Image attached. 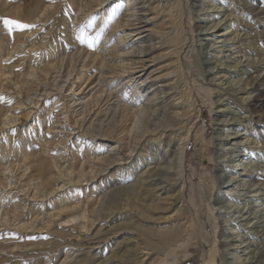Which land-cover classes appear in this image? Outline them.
Segmentation results:
<instances>
[{
    "label": "rangeland",
    "instance_id": "obj_1",
    "mask_svg": "<svg viewBox=\"0 0 264 264\" xmlns=\"http://www.w3.org/2000/svg\"><path fill=\"white\" fill-rule=\"evenodd\" d=\"M128 1L80 0L77 11L69 9L64 13L69 36L72 39L77 37L80 43L91 37L95 27L104 26L102 34L104 43L99 54L102 55V62L112 65L113 69L106 67L103 71L94 70L90 77L92 82L84 90V86L78 89L74 84L70 87L71 89L66 90L67 86L72 83L75 74V71L72 70L73 67L78 68L79 63L88 59L91 50H88L87 46L84 47V44L61 55L52 74L45 75L39 70L35 75L38 80L37 90L26 91L27 85L30 84L28 80H31L33 76L21 75L18 79L9 76V80L2 77L0 90L7 95L22 98L24 104L18 107L19 119L14 123V126L17 127L16 132L10 131L12 130L11 126L0 124V127L4 129L3 131L0 128V135L7 132L0 136V144L12 140L13 143L15 142L14 145L18 147L23 143L22 134L25 133L27 137H36L37 140L34 142L39 146L38 141L41 137L38 135L48 133L58 142L53 145V148L55 147L58 166L62 165L60 169L66 174L56 179L57 182L61 183L56 184L52 190L45 191L43 196H39V194H33V187L41 182V178L37 175L27 177L29 169L23 175V170L17 168L18 158L17 161L14 158L9 160L12 158V154L10 157L8 155L0 156L2 175L4 177L5 175L10 176L4 180V186L0 185V219H2L0 220V264H59L63 259H66L68 264H83L84 261L81 260L86 258L90 259L87 260L88 264H129V261L126 262L127 260L137 259L140 254L138 247L141 241L134 231H138L139 224L154 229L164 226L163 223L159 225L153 219L150 221L151 224L134 221L132 206L127 203L125 197L117 203H106L113 192L120 191L122 187L131 184H138L140 179L136 173H131L129 176H119L118 173L119 170H129L127 162H130L135 156L138 146L132 144V148H135L133 151L132 148L125 147V149L122 141L118 142L117 137L112 138L108 135V139L103 140L104 146L100 151L89 149L87 154L81 153L83 149L86 150V142L79 141V137L91 134L100 135L102 130L120 119L124 108H128L130 113L140 118L147 108L152 106L153 110L149 119L150 124L153 125L158 123L164 114L179 116L188 106L187 100H183L180 93H176L177 88L181 90L188 86L192 92L193 126L183 164L185 185L180 190L178 198L175 197L176 190L170 189L168 181H157L156 185H152L159 190L158 193H162L161 196L168 195L170 198L169 202L172 207L169 213L172 216L170 225L174 227L182 225L186 229L184 234L177 237L173 244L164 246L165 249H162L159 255L155 254L152 257V259H157L156 263H163L167 260L171 262L170 264H204L209 249L214 245V233L220 234L219 227H215L213 216L208 211V206L212 205L211 201L215 192L214 180H216L217 167L214 160L217 147L210 141L220 131L215 124L217 107L212 103V100L219 98L229 102L231 106L239 108L241 113L249 114L247 118L250 137L256 140L258 145L256 148L248 149V152L253 160L259 158L264 160V150H262L264 147V0H213L214 3L225 7L226 13H231L229 25L237 35L238 42L235 46L239 47L236 53L238 59L243 61L247 57L250 64L253 62L251 64L253 67H250L246 73L237 76L242 77L240 82L252 80L255 75H260L259 87L252 92L250 105L242 104L234 96L226 94L224 90L208 82L209 76L204 70L206 64L202 63L197 54L196 43L199 38L197 32L204 22L195 11L194 5L197 3L195 0H131L127 3ZM110 15L111 19L107 21V17ZM90 24L95 25V27H91ZM80 34L81 36H79ZM93 45H96V41L93 42ZM28 52L31 50L29 46H25L24 50L18 54L25 55ZM14 57L15 55L6 56L3 61L8 64L9 60H13ZM71 58L76 59L74 66L70 65ZM65 62L69 63L63 71ZM142 64L144 66L140 68L141 70L133 74V79L128 81V75L135 71L133 68ZM42 76L48 79L47 82L41 79ZM7 81L11 85L9 89L6 86ZM133 81L137 84L136 88H139L136 93H133ZM19 88L22 92L20 94L16 93ZM99 89L102 90L100 95L97 93ZM118 93L119 96H117ZM112 95L114 96L112 97ZM96 99H100L99 102H96ZM3 100L5 102L10 101L9 98L0 99V110L3 106ZM61 101L70 107V115L75 123L73 126L76 127L75 129L70 127L67 119H63L58 125L55 123L48 125V122L53 120L55 111L61 107L59 104ZM135 101L139 103L133 105ZM104 112L107 114L104 115ZM3 118L0 115V122ZM53 126L55 128H51ZM183 129L178 126L174 128L173 132H166L165 135H162L161 141L159 139L154 141L155 149L151 150L150 153L165 161L163 167L166 169L173 160V153L170 152V149L176 147L177 139L182 134ZM164 136H169L171 141L168 142L163 139ZM123 141L127 142V139ZM68 152H75L81 158L74 170L70 168V164L63 161L65 158L67 159ZM38 153L39 150L36 151L35 155ZM137 154L147 155L149 152L143 150L140 152L139 150ZM128 155L131 156L130 159H122ZM96 157H112L110 159L112 162L108 166L103 165L104 167L94 166L98 171L94 177L87 180L93 175L90 167L97 162ZM6 167H10L9 173L5 170ZM145 167L144 163L140 164L138 175L146 174L147 167ZM166 176H162V179L164 180ZM54 177L57 176L51 175L49 178L55 179ZM170 178L171 176H169ZM24 182L30 183V189L25 186L20 188ZM74 186H81L88 191L85 193L84 190H81L76 192L74 196L71 195L69 198L74 205L64 208L61 214L56 215L60 209L59 203L68 198V190ZM167 191L168 194H166ZM173 199H175V205H173ZM88 204L90 207L93 204L94 209L97 208V213L93 216L95 218L94 226L101 222L102 218L98 214L109 215L102 219L104 224L99 229L93 226V230L83 232L89 236L99 234L98 236L107 237L106 240L100 242L96 249L85 253L87 248L80 249L77 246H72V248L68 244L61 246L57 242L59 240L46 235L55 221L58 225L60 224L58 220L65 215L64 213L78 214ZM15 207L18 208L16 212H14ZM31 207L37 215L34 213V216L26 217L21 221L16 219L17 212H26ZM50 219L52 220L51 225L47 228V221ZM79 221L81 222L80 218L76 220L80 223ZM43 225L44 227H42ZM131 226L135 227L134 230L131 229ZM71 233L78 234L74 229H71ZM6 239H9L8 242H5ZM64 240L65 238L61 239V241ZM77 240L74 239L75 242ZM53 243L57 245L51 247L50 245ZM177 245L181 246V249L172 261L173 251ZM45 249L48 252L43 251ZM28 250H31V254ZM13 251L15 253L27 251L29 254L12 256ZM217 264H224L221 255L217 257Z\"/></svg>",
    "mask_w": 264,
    "mask_h": 264
},
{
    "label": "bare ground",
    "instance_id": "obj_2",
    "mask_svg": "<svg viewBox=\"0 0 264 264\" xmlns=\"http://www.w3.org/2000/svg\"><path fill=\"white\" fill-rule=\"evenodd\" d=\"M195 1L197 2L196 5H194L196 7L195 11L202 17L200 19L202 22H204L197 32L199 34V38L197 39L196 43L198 48L197 54L200 57L202 63L206 64L204 70L208 73V82L211 85L224 90L226 94L234 96L235 99L242 104L250 105L252 102L251 94L259 87L258 85L260 75H255L254 78L251 76L253 78L252 80L248 79V81L246 80L243 82H240L242 77H237L239 74L246 73L250 67H253L251 65L253 62L251 61L252 63L250 64L249 61H247V57L243 61L238 59V54L236 53L238 52L239 47L235 46V44L238 42L237 35L235 30L231 29L229 25L231 13H226L225 7L214 3L213 0ZM79 2L80 0H0V17L10 18L35 26L29 29L15 30L9 34L4 28L2 21H0V86L2 85V77H5L6 80H9V76L18 79V77L21 75H29L33 76V78L28 80V82L30 81V84L27 85L26 91H30L31 89L37 90L38 80L35 76L36 73L40 70L45 75L52 74L58 65L59 57L64 55L65 52H69L73 48H79L82 46V44H84V47L87 46L88 50L91 51L88 54V59L79 63V67L76 69L73 67L76 59H70L69 62L70 65H73L72 70L75 71V74L72 78V83L67 86L66 90L71 89L70 87L73 84L78 89L84 86V90L91 84L92 80L90 77L94 70L98 69L99 71H103V69L106 67L113 69L112 65H107L102 62V55L99 54L104 43L102 35L104 32V26L100 25V27L97 28L95 25L90 24L91 27H95L96 29L93 31L91 37L87 40H84L83 43H80L77 37L72 39L69 36L64 13H66V11L69 9L77 11L80 5ZM129 2H131V0H129L127 3ZM110 19L111 15L107 17V21ZM79 36H81V34ZM89 41H91V46H89ZM94 41H96L95 46L93 45ZM25 46H29L31 52H28L25 55L18 54V52L24 50ZM13 55H15L13 60H9L8 64L4 63L3 59L6 56L8 57ZM69 62H65L66 65H64L63 71ZM143 66V64L140 66H135L133 68L135 71L128 75V81L132 80L134 77L133 74L139 72L141 70L140 68ZM176 67L179 68L178 65H176ZM59 68H61L60 65ZM41 79L43 81L45 80V82L48 80L45 76H42ZM8 82L9 81L6 82V86L9 89L11 88V85ZM132 86L133 93H136L139 88H136L137 84L135 81L132 82ZM176 90V93H180V96L183 97V100L186 99L188 102V106L177 117L170 114H164L163 118L158 123L152 125L150 124L149 119L153 110L152 106L147 108L143 116H141L143 118L139 116L141 119L138 118L137 115L130 113L128 108H124L122 114L120 113V119L117 120L116 123L114 122L108 126V128L105 130H102L100 135L91 134L88 136L79 137V141L86 142V150L83 149L81 152L83 155L87 154L89 149L100 151L104 146L102 142L103 140L108 139V135L112 138L117 137L118 142L122 141L124 145L123 148L127 147L131 149L133 146L132 144L138 146L136 154L139 152V150L140 152L142 150L149 152L147 155L135 154V156H133L131 159L132 162H127V168L129 170H119L118 172L119 176H129L131 173H136L137 177L140 179L138 184L135 183L133 185L131 184L130 186L122 187V189L120 188L121 190L113 192L108 197L106 202L107 204L115 202L117 203L119 200L125 197L127 203L132 206L135 217L134 221H139L140 223H150V221H152L151 219H153L155 220L154 222L158 223L159 225L161 223L164 225L162 228L160 227L154 229L146 225L139 224L138 231L134 230L135 227L131 226V229L135 231L141 242L139 243L138 247L140 254L138 255L137 259L127 260L126 262L129 261V264H170L171 262L167 260H165L163 263H156L157 259H152V257L155 254L159 255L161 250L165 249L164 246L173 244L174 241L177 240V237L184 234L186 229V227H183L182 225H178L177 227L170 225L172 223V216L169 214L172 209L169 202L170 198L168 195L161 196L162 193H158L159 190L152 186L156 185L157 181H168L170 184V189L173 188L176 190L175 197L178 198L180 190H182L183 186L185 185V179L183 178V164L185 161L186 150L190 142L193 126V109L191 108L193 97L191 89L188 86H185L181 90L178 88ZM101 92L102 90L99 89L97 93L100 95ZM16 93H22L21 89L19 88ZM113 96L114 95H112V97ZM117 96H119V93ZM4 98H9L10 101L5 102L3 100L4 102L0 110V115L4 118L0 124L2 126H11L12 130L10 131L16 132L17 127L14 126V123L19 119L18 107L23 105L24 101L18 96L13 97L12 95H7L6 93H3L2 90H0V99ZM72 99L76 100L74 97H72ZM99 100L100 99H96V102H99ZM138 103L139 102L135 101L133 105H137ZM212 103L217 107L215 110L217 117L215 124L220 129V131L216 133L210 141L217 147V151L214 156L217 167L215 173L216 180H214L215 192L211 201L212 205L208 206V211L213 216L215 227H219L220 234L213 232L214 245L209 249V253L204 264H217L218 255H221V257L224 259V264H264V160L260 158L258 160H253V158L250 157V153L248 152V149L256 148L258 145V142L250 137L251 134L250 130L248 129L249 121L247 118L249 114L246 115L243 112L241 113L239 108L233 107L229 104V102H225L219 98L212 100ZM59 104L61 107L55 111L56 113L54 118L53 120L51 119L52 121L48 122V125H52L54 123L58 125L63 119H67L71 125L70 127L75 129L76 127H73L75 126V123L72 121L70 115V107L66 106L63 101L59 102ZM106 114L107 112H104V115ZM131 125L133 126L131 129H129ZM178 126L184 129L182 134L177 139L178 141L176 147L172 150L170 149V152L173 153V160L168 169H166L163 167V163L165 161L159 158V156L151 154L150 151L155 149V140L159 139V141H161L162 135H165L166 132H173L174 128ZM0 128L4 131L3 127ZM51 128H55V126ZM3 133L2 134L5 135L7 132ZM119 135L120 137H118ZM38 136L41 137V139L38 141L39 146H37L34 142V140H37L36 137H27L25 133L22 134V138L24 139L23 143L18 147L14 145L15 142L13 143L12 140H8L6 143L0 144V156L8 155L10 157L12 154V158L9 160H13L14 158V160L17 161L18 158V164H15H17L18 169L23 170V175L24 172L29 169V175L25 174L27 177L37 175V177L41 178V182H38L39 184L33 187V194H39V196H43L45 191H50L56 184L61 183L57 182L56 179L63 177L66 172L64 174V172L60 169L62 165L58 166V158H56L57 155H55L54 149L55 147L53 148V145L57 144L58 142L54 140V137L52 138L50 135H48V133H40ZM124 139H127V142L123 141ZM163 139H166L168 142L171 141L169 136H164ZM133 149L135 148L133 147L132 151ZM38 150L39 153L35 155L36 151ZM262 150H264V147ZM61 158L63 159V157ZM111 158L112 157H96L95 160L97 162L93 163L94 165L90 167L93 175L91 173L92 176L87 180L94 177L96 171H98V169H96L94 166H108L112 162L110 161ZM130 158L131 156L128 155L122 159L127 160ZM80 159L81 158L77 153L68 152L67 159L65 158L63 161L67 164H70V168L74 170L80 162ZM142 163H144V166L147 167L146 174L143 176L141 174L138 175L139 166ZM2 165L4 166L5 164ZM66 165L65 167H67ZM65 169L63 170L67 171ZM5 170H7L8 173L11 171L10 167H6ZM102 170H104V168H102ZM51 175H55L57 177H54L55 179L49 178ZM162 176H166V178L163 180ZM169 176H171L170 179ZM8 177L10 176L5 175L4 177L2 175V169H0V185L4 186V180L8 179ZM27 179L30 180V178ZM29 182H24L22 186L20 185V188L25 186L30 189ZM81 190H84L85 193L88 191V189L82 188L81 186L70 187L67 194L68 198L59 203L60 209H58L57 214H55L59 215L64 208L74 205L72 204L73 201L69 197L71 195L74 196L76 192ZM168 191L166 194L169 193ZM172 202L173 205H175V199H173ZM92 205L90 207L88 204V206L81 209L78 214L71 212L69 214L64 213L65 215L60 218L57 217L59 218V225L56 221L53 225H51L52 220H48L47 225H44H46L47 228L50 225L51 227L49 233L46 235H50L51 238H56L59 240L57 242H59V245L61 246L68 244L71 247L77 246L80 249L87 248L85 253H89V251L96 249L100 242L106 240L107 237H102L103 235L98 236L99 234L97 236L94 234L89 236L86 235V233H83L89 232L95 224V218L93 216L97 213V208L94 209ZM17 209L18 208L15 207L14 212H16ZM34 213L36 212L33 210V207H31L26 212H17L15 216L18 221H21L26 217L28 218L32 216ZM98 216L103 219L109 215L103 216L98 214ZM78 218L81 219V222L79 221L80 223L76 222ZM102 219L101 222L94 226V228L98 227L99 229L104 224ZM166 224H169V226L165 227ZM44 225L42 227H44ZM71 229L76 230L78 234L71 233ZM62 238H65V240L61 241ZM74 239L78 240L75 242ZM6 240L7 241L5 242H8L9 239ZM55 243L50 246L54 247L57 245ZM180 249L181 246L177 245L176 249L173 251V259H171L172 261L176 258V255ZM43 251L47 250L45 249ZM21 252L15 253L13 251L11 254L12 256H18L19 254H29L27 251ZM2 254L4 255L5 253ZM87 260L89 261L90 259L86 258L82 259L81 261H84L83 264H88ZM59 264L68 263L66 262V259H63Z\"/></svg>",
    "mask_w": 264,
    "mask_h": 264
},
{
    "label": "snow or ice",
    "instance_id": "obj_3",
    "mask_svg": "<svg viewBox=\"0 0 264 264\" xmlns=\"http://www.w3.org/2000/svg\"><path fill=\"white\" fill-rule=\"evenodd\" d=\"M0 21H2L4 28L9 34H11L15 30H24L35 27L34 25L25 24L10 18L0 17ZM89 46H91V41H89Z\"/></svg>",
    "mask_w": 264,
    "mask_h": 264
}]
</instances>
